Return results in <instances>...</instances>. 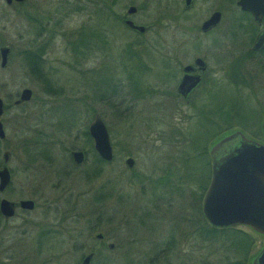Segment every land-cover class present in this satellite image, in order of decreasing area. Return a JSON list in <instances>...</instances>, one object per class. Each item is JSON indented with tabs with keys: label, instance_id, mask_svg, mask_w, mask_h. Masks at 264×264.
Returning a JSON list of instances; mask_svg holds the SVG:
<instances>
[{
	"label": "rangeland",
	"instance_id": "1",
	"mask_svg": "<svg viewBox=\"0 0 264 264\" xmlns=\"http://www.w3.org/2000/svg\"><path fill=\"white\" fill-rule=\"evenodd\" d=\"M33 2H37L34 8ZM182 2L28 0L24 6L9 9L0 1V46L11 49L7 67L0 68L5 129L0 154L2 149L11 153L7 165L12 174L10 185L0 196L36 203L30 212L17 209L13 218L0 220V264H78L92 244L97 253L90 264H226L244 257L245 264H250L260 251L263 236L245 226L230 229L232 234L238 229L249 235L245 251L224 233H201L203 221L210 226L201 214L205 190L195 201L197 206L192 203V194L199 188L191 181L189 162L191 135H197L200 142L213 128L204 132L198 119L216 118L222 127L228 122L216 114L209 116L208 111L199 113L203 105L208 110L226 105L235 113L229 115L233 126L207 144L209 178L208 150L219 137L243 129L264 145V138L257 135L259 130L264 135V73L247 74L250 88L240 91L232 87L245 82V74L234 85L229 73L227 84L207 91V97L190 108L163 102L157 95L162 88L153 78H171L159 56L186 55L191 60L201 56L211 67L216 65L212 56L218 55L230 65L237 61L236 43L243 34L237 27L239 12L232 7L234 0H227L230 6L223 20L227 36L216 40L202 34L199 25L223 0H194L189 11L178 12L183 9ZM130 5L137 11L129 18L146 26L143 34L126 29L120 20ZM31 10L37 11V17L44 14L49 21L44 26L47 30L62 28V36L52 32L49 57L42 67L45 77L61 90H48L37 82L27 65L32 59L22 57V51L31 49L34 37L28 21ZM94 29L106 39L98 52L91 47L97 41L91 36ZM83 31V41L89 47L82 50L85 64H79L83 67L80 72L77 51ZM128 46L148 61L149 69L146 60L127 53ZM98 56L102 67L88 70L97 68ZM45 66L52 73L46 74ZM211 75L215 76L207 74ZM22 88L31 89V99L15 106L13 101ZM114 101L118 104H112ZM94 114L103 120L113 146L109 162L96 163L91 139L87 141L83 133ZM41 148L49 152L44 155ZM73 149L85 152L83 164L73 165L69 157ZM45 156L49 160L45 161ZM128 156L134 160L131 170L124 165ZM109 184L114 186L110 198L106 194ZM158 196L156 205L152 204ZM146 207L156 211V221L145 215ZM42 230L46 238L38 249L37 235ZM98 232L114 249L94 241Z\"/></svg>",
	"mask_w": 264,
	"mask_h": 264
},
{
	"label": "water",
	"instance_id": "2",
	"mask_svg": "<svg viewBox=\"0 0 264 264\" xmlns=\"http://www.w3.org/2000/svg\"><path fill=\"white\" fill-rule=\"evenodd\" d=\"M8 1V0H7ZM236 5L241 9L249 11L255 20L264 22V0H237ZM191 0H183V7L188 9ZM135 12V6H128V15ZM219 20L217 11L201 23V30L213 26ZM124 23L139 32H143V25H136L130 19ZM264 43V27L257 36L254 47H260ZM7 47L0 49V66L6 62ZM196 65L201 60H195ZM190 86L193 87L197 76H191ZM183 84V83H182ZM182 84L180 86H182ZM189 86V87H190ZM188 87V88H189ZM187 88V89H188ZM31 97V90L23 88L15 103L28 101ZM2 113V102L0 99V115ZM93 149L104 161L112 159V152L108 133L105 124L98 114H94L87 128ZM0 137H3V130L0 123ZM8 152H3V166L0 168V192L10 181V174L6 167ZM210 178L205 189L202 201L201 212L207 223L216 228L245 226L251 231L264 238V145L254 139L247 137L240 130L228 133L216 142L209 150ZM75 164L83 161L84 155L80 150L71 152ZM128 168H131L133 160L128 157L124 161ZM20 209L32 211L35 202L32 199H20L17 202ZM15 203L6 198L0 199V213L6 218L14 213ZM97 237H101L97 233ZM93 253L87 252L79 264H90ZM250 264H264V243L260 251L253 257Z\"/></svg>",
	"mask_w": 264,
	"mask_h": 264
},
{
	"label": "flooded vegetation",
	"instance_id": "3",
	"mask_svg": "<svg viewBox=\"0 0 264 264\" xmlns=\"http://www.w3.org/2000/svg\"><path fill=\"white\" fill-rule=\"evenodd\" d=\"M0 1L2 2L3 6L11 9V8H14L17 6H24L28 0H8V1L7 0H0ZM236 1L237 0H234V5L233 6L231 5V6L234 7L239 12V14H238L239 20H238L237 27L243 33L241 35V40L237 41V43H236L237 52H236V55L234 57L235 58L234 60H237V61H234V63H232L233 62L232 61L230 65H229V62L227 64H225L226 62L223 63L222 59L217 57L218 55H215V56H212V58L214 57L216 65L210 67V66H208V63L205 60V58H203L201 56H194L192 58V60H191V57H187L186 55H172V56L162 55V56H159V58H161V60H162L161 65L163 66V69L165 70V74L169 75L171 78L169 80L167 78L157 79V78L152 77L153 80H155V82L158 84V86H160L162 88L161 93H157V95L160 98H162V101L167 100L169 103H171L174 106L182 105V106H186V107L190 108L196 104L197 100L200 101L198 103V104H200L207 97V93H206L207 91H210V92L212 90L214 91V90L218 89L219 87L223 86L224 84H227V75L229 73L238 72L241 74V76H243L245 74V78H244L245 82H242L240 85H238L237 90H239V91L242 87L246 88V89L250 88L249 80H251V79L246 78L247 74H255L256 72L257 73H264V43L260 47H257V48L254 47V43H255L257 36L263 30L264 22L261 19L255 20L249 11L241 9L238 5H236ZM193 3H194V0H191V6L188 9H185L183 7L184 10L189 11L192 8ZM227 3H228L227 0H223V3H221L219 5V7L213 8V10L209 13V15L202 20V22H203L205 19H207L211 15V13H213L215 11H217L219 13V20L217 21V23L214 24L213 26L207 28L206 30H204V31L201 30L200 26H201L202 22L200 23L199 30L202 34L209 36V38H211V39L215 36L214 37L215 40L218 37L227 36V34H226L227 30L224 28L227 26L223 25V20L225 17V11H227L228 7L230 6ZM30 4L34 8L37 5V2H33ZM182 6H183V2H182ZM127 8H126V10H127ZM126 10H125V13H126ZM31 11H32L31 12L32 19H30L28 21L30 22L31 31H32V33H34V37L30 40V45H31L30 48L31 49H29V50L26 49L25 51H22L21 52L23 55L22 57L25 60H26L27 56L30 59H32L31 64L27 60V65H28V69H29L30 73L33 75L34 79L37 78L36 79L37 82H40V84L42 83L48 90H61L62 87L55 86L54 84L52 85L51 82L49 81L50 79L48 78V76L45 77V73L42 71V67H43V65H46V62H47L46 57H49V55L47 56V54L49 52V46L51 43L50 40H51L52 32L56 33L59 36H62V34H63L62 28H60L57 31L56 30H47L46 27H44V26L46 24H48L49 21L42 17L44 15L43 14L44 12L42 13L43 15L42 16L39 15L40 17L38 16L39 17L38 18L37 16H35V13H34L37 11L36 10H31ZM136 11H137V8L135 7V12ZM134 13H132L130 15H128L126 13V15L124 17L120 18V20L126 29H128L132 32H136L138 34H143L147 29L146 26L143 25L145 27V30L143 32H139L138 30H136L132 27H129L124 23V20L130 19L129 16L133 15ZM131 21L136 25H142L140 23L134 22L133 20H131ZM82 33H84V34L81 35L80 42L78 44L79 50L77 51L78 56L81 58L80 61L78 62V65H77V68H79L78 70L80 72H82V69H83L82 65L85 64V61H84L85 56L83 55L82 50L87 49L89 47V45H88L89 43L87 41H85V42L83 41V39H85V33L86 32L83 31ZM98 33L99 32H97L96 29H94L93 33L91 34L92 37L97 39V41H95L94 44L91 46L93 48V50H97V52L100 51L101 45L103 43H105V41H106V39H104L100 35V33L99 34ZM216 33H218V35ZM210 45H211V43H210ZM3 47H7L8 51L6 54L5 65L2 67L0 66L1 69H4L5 67H7L8 58H9V55L11 53V49L9 46H0V49ZM192 47L194 48V45ZM126 51H127V53H130L132 56H134L136 59L146 60L145 58H142L141 56L137 55L136 52L131 51L129 46H128V49ZM94 53H96V52L94 51ZM226 57L228 58L227 55H226ZM197 58H199L201 60L200 65L195 64V60ZM0 60H1V55H0ZM146 62L148 65L147 60H146ZM95 63H96L95 65L97 66V68H94L93 66H91V67H88V70H91V69L99 70L102 67L99 56H98V59ZM79 64H82V65L79 66ZM223 64H225V65H223ZM246 65H249V67H245ZM45 68H46L45 69L46 74L52 73V70L50 67L45 66ZM147 68L148 69L150 68L149 65L147 66ZM209 72L211 74H214L215 76L211 75L210 77H208L207 74ZM38 75H40V76H38ZM191 76H197V78H198L197 83L193 87H191L189 85L190 84L189 80L191 79ZM40 77H42V80H40ZM181 84H182V86H180ZM144 89H147V84L144 86L143 91L140 92V96L143 95L144 91H146ZM20 91H19V93H17V97L13 101V105H15V106H20V105L24 104L25 102H27V101H25V102H21V103H15V101L19 98ZM31 95H32V91H31ZM30 99H31V97H30ZM1 102H2V113L0 115V123H1L2 130H3V137H0V144L4 143V140H5V129H4L3 121L1 119L3 114H4V103H3L2 99H1ZM112 104L116 105L118 103L114 101ZM240 131L242 133H244L247 137H249L245 132H243L242 130H240ZM108 137H109V135H108ZM38 141L39 140H37V144L39 143ZM109 141H110V139H109ZM91 142H92V140H91ZM32 143H35V140H33ZM110 146H111V152H112L113 146H112L111 141H110ZM92 148H93V143H92ZM41 149H44V148H41ZM4 151L8 152L6 167L9 171V174H10V181L8 182L6 187L3 189V191L0 192V194H3L5 192V190L8 188V186L10 185V183L12 181L11 170L7 165L11 159V153L8 150L2 149V151H1L0 168L3 166V152ZM39 151L40 150L37 151L38 156H39ZM72 151H74V149L69 151V157H70L73 165L79 166V165L83 164V162L85 161V155H86L85 152L82 151L83 155H84L82 163L75 164L73 162L72 157H71ZM46 152H49V150L44 149L43 150L44 155ZM128 157H126V158H128ZM125 159H124V161H125ZM44 160L45 161L49 160V158L45 156ZM132 160H133V158H132ZM124 165H125V163H124ZM133 165H134V160H133V164H132L131 168H128L126 165H125V167H126V169L131 170ZM187 172H189V171H187ZM86 175L88 176V174H86ZM188 175H189V173H188ZM110 182H113V181L111 180ZM113 190H114V186L112 184L111 185L109 184L108 189H107V193H106L108 198L113 197L112 196ZM1 198H6V197L0 196V199ZM158 199H159V196L155 197L152 200L153 201L152 204L156 205L154 201L156 200V202H157ZM7 200H10V199H7ZM19 200H17V201L10 200V201H13L15 203L14 213L11 216L6 217V218L0 213V220L7 221V220L13 218L16 215L17 209L24 211V212H30V211L20 209L18 207L17 202ZM145 209H146L144 211L145 215H151L153 218L155 217V215H156L155 210L154 211L149 210L147 207ZM201 214H202V212H201ZM129 219H131V217H129ZM156 220H157V218L155 219V221ZM227 228H234V227H227ZM98 233L101 234V237H97L96 236L97 233H95L93 235L94 241L97 242V244L105 243L104 234L101 232H98ZM105 245L110 250L114 249V247H115V245L111 242H107V243H105ZM93 246H94V244H92V248H93ZM92 248H90V249H92ZM90 249H89V251H90ZM79 263H80V261L78 262V264Z\"/></svg>",
	"mask_w": 264,
	"mask_h": 264
},
{
	"label": "trees",
	"instance_id": "4",
	"mask_svg": "<svg viewBox=\"0 0 264 264\" xmlns=\"http://www.w3.org/2000/svg\"><path fill=\"white\" fill-rule=\"evenodd\" d=\"M178 12H185L184 8L183 9H178ZM241 76L240 73L238 72H233L230 74V80L234 81V85H237L238 81H242L241 78H239ZM232 78V79H231ZM239 85V84H238ZM234 90H236L237 88L232 87ZM222 106H215L214 108L208 110L207 108H204V106H201L200 108V112L199 113H204V111H208L209 116L216 114L218 116L215 115V117H218L219 120H221L222 117H225L226 119H228V122L222 127L221 124H219L217 122V120L215 119H210V117L208 118H200L198 119V123L200 125V128H204L202 129L204 132H206L209 128H211V126H213V128L211 129L210 133L208 135H205V137L198 142V138L197 135L194 137V135H191V161L189 163H191V181L193 180L194 183H196L195 185L197 186V188H199L198 193H193L192 194V199L193 202L195 203L197 206V202L200 198H201V194L202 192L205 190V185L207 184V181L209 180V162H208V157H207V144L213 140L217 135H219L220 133L227 131L229 128H231L233 125V123H231L232 119H230V116H235V113L233 112V108L231 109L230 106H224L222 109ZM205 109V110H204ZM230 115V116H229ZM206 119V120H205ZM224 119V120H226ZM254 124L256 125V123L254 122ZM219 125V126H218ZM235 125V123H234ZM245 127V126H243ZM236 130H240V129H236ZM243 130V129H242ZM232 132V131H230ZM228 132V133H230ZM86 136L87 141H90L89 135L87 133L86 130H84L83 132ZM227 133V134H228ZM258 137H263L264 135L263 133L259 130V132L257 133ZM220 138V137H219ZM95 161L96 163H105L104 160H102L101 158H99L97 155L95 156ZM205 160V161H204ZM188 163V164H189ZM96 174V170L94 171V173L92 175ZM89 179V178H88ZM95 200H98L97 195L94 194L93 197ZM199 211V209H198ZM199 219V218H198ZM204 226V227H203ZM52 227V226H51ZM200 227V226H199ZM201 233L202 234H211V233H215V232H221L222 234H225L226 238L232 237L234 240L236 246L238 247V249L240 248L241 250L245 251V249L248 247V244L251 240L249 235L245 234L244 232H240L238 229L237 231L234 230V233L232 234L230 230L231 228H214V227H210L208 225H206L204 223V221L202 222L201 225ZM204 228V229H203ZM227 230H230V233L225 232ZM45 230L39 231L38 232V243H36L38 246V249H40V244L43 242L42 239L46 238V236L44 235ZM90 233V232H89ZM90 251L93 252V257L92 260L95 256V254L97 253V250H93L91 249ZM247 260V257H244L242 260H238V259H234L233 261H228L226 264H245ZM39 264V263H38Z\"/></svg>",
	"mask_w": 264,
	"mask_h": 264
}]
</instances>
